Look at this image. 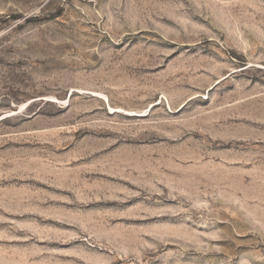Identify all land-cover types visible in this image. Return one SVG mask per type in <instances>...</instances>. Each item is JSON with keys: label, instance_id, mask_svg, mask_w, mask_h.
<instances>
[{"label": "rangeland", "instance_id": "obj_1", "mask_svg": "<svg viewBox=\"0 0 264 264\" xmlns=\"http://www.w3.org/2000/svg\"><path fill=\"white\" fill-rule=\"evenodd\" d=\"M0 264H264V0H0Z\"/></svg>", "mask_w": 264, "mask_h": 264}]
</instances>
